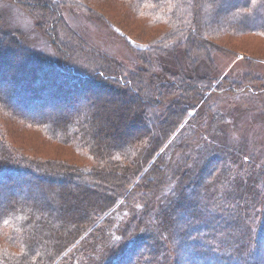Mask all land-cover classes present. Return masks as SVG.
<instances>
[{
	"label": "trees",
	"instance_id": "16d2710c",
	"mask_svg": "<svg viewBox=\"0 0 264 264\" xmlns=\"http://www.w3.org/2000/svg\"><path fill=\"white\" fill-rule=\"evenodd\" d=\"M55 1L21 2L39 16L38 30L49 31L67 52L84 55L85 42L58 14L68 4L88 13L93 9L85 5L87 0H58V5ZM114 1L126 5L124 0ZM132 1L136 9L153 18V23L148 19L150 28L164 24L173 30L168 40L151 41L153 54L137 51L141 63L160 71L128 72L124 80H120L127 73L124 66L114 64L99 50L97 71L82 74L68 63L58 65L35 54L20 33L7 35L0 27V264H135L132 259L142 250L145 254L136 264H183L182 258L184 264H264V225L260 229L264 224V163L259 164L255 151L244 141L219 137L228 134V123L223 121L227 116L219 104L218 113L214 110L201 127L197 143L194 134L178 135L185 132L190 112L213 90L215 80L210 73L187 74L175 55L184 46L191 72L201 59L213 61L218 51L210 47V38L215 35L264 32V0ZM59 25L66 31L64 38ZM127 34L123 37L130 43L132 36ZM165 55L177 59L176 70L164 66ZM234 78L219 89H240L241 82ZM82 86L98 93L90 103L81 98ZM129 89L137 91L139 98ZM176 92L177 99L173 98ZM157 97L168 100L164 108ZM59 102L69 104L58 107ZM47 105L53 109L49 114ZM57 109L63 110L56 114ZM129 110L134 131L123 132L120 127ZM131 117L144 125L135 124ZM30 131L50 142L73 146L78 153L86 151L94 165L88 168L68 159L53 162L32 157L15 143L16 134ZM194 163L199 169L191 168ZM171 173L177 181L185 174L193 182L179 193L172 189L165 202L156 204L159 196L173 188ZM217 175L226 193L210 191ZM138 197L144 204L134 209ZM122 199L135 200L131 222L122 227L123 236L145 228L153 218L152 229L148 227L151 240L145 236L129 240L127 253L116 251L107 236L114 231L109 216L118 211ZM182 222L181 229L176 227ZM204 229L212 230L204 234ZM216 230L220 233L215 235ZM175 238L184 239L188 252L170 249ZM100 246H105L103 252ZM110 252L117 257L106 260Z\"/></svg>",
	"mask_w": 264,
	"mask_h": 264
},
{
	"label": "rangeland",
	"instance_id": "374dc122",
	"mask_svg": "<svg viewBox=\"0 0 264 264\" xmlns=\"http://www.w3.org/2000/svg\"><path fill=\"white\" fill-rule=\"evenodd\" d=\"M21 1L23 0H0V27L3 28L2 32H5L7 35H10L13 32L20 33L19 35L25 46H27L35 54H42L39 56L44 59L50 60L55 64L59 63L58 65L68 63L71 65V68L75 67L79 71H83L82 74H94L97 71L96 66L94 65L98 63L97 58L99 56L96 51L99 50L102 55L108 57L114 64L124 66L127 73H125V75L123 74L120 80H124L130 72L140 73V71L143 70L149 72L160 71L152 69V66L150 65L141 63L138 60L137 51H145L147 54H153L154 50L151 49L150 46L154 43H151V41L153 39H155L154 41H159L163 37L168 40V33L172 32L173 29L171 26L164 24H156L154 28L153 26L150 28L148 23L149 20L153 23V18L147 15V13H143L142 11L144 10H139L140 8L136 9L137 6L134 5L132 0H124L126 5L115 2L114 0H87L85 5H88V8L93 9V12L89 13L86 12L88 10L81 9L71 4L61 6L62 15L58 14V16L63 18V22L68 29L74 32L77 37L85 42V49L83 48L84 55L78 52H74V54L67 52V50L59 44L60 41L55 39L49 31L45 34L44 32L38 30L36 25L40 21L39 16L36 17L34 14L35 12H31L32 6L24 5ZM55 2L57 5L60 3L58 0ZM80 2L84 3V0H80ZM148 6L149 4H146L144 7ZM142 8L143 7H141V9ZM91 13H94L96 16H93ZM110 23L115 25L116 30L112 28ZM57 29L61 38H64V33H66V31L63 26L59 25ZM125 32L132 36V41L130 43L123 37V34H126ZM210 44V47L218 51L213 53V61L209 62L208 59L203 58L201 59L202 62L200 65L192 66L191 72L188 69V60L186 58L187 53L184 46L178 49V54H175L178 55V57L176 56L179 61L178 65L182 67L187 74L190 75L197 72L200 75H205L210 73L212 79L215 80L213 90H209L206 97L199 103L197 108L190 112L186 121L187 123L190 120V123L188 122L189 125L186 127L185 132L183 133L184 129L181 130V128L185 126L186 123H184V125L177 131V134L180 130L181 132L178 135L181 137H190L191 134H194L193 141L194 143H197L202 131L201 129H203V126L209 122L214 110L217 112L215 107L219 104L218 108L221 106L220 111L222 114L227 116V118H224L223 121L228 123V127L225 128L228 132L227 136L221 133L219 134V137L225 138L228 141L229 137L244 141L249 145L250 149L255 151L256 154L254 156L255 158L260 159L259 164L264 163V32H249L243 35L224 32V35H215L210 38ZM174 48L175 47L169 49H171V52H174L172 51ZM72 50L73 49H70L71 52ZM235 52L237 53L233 55L232 53ZM177 59L174 55H165L164 66L166 68H170L171 70H176L174 65ZM72 63H74L73 66ZM225 74H228V76ZM234 75L241 82L242 86L240 89H233L232 92H226L225 90L219 89L220 85L224 81L228 82L230 80L228 84H232L235 81ZM104 78H106V76H104ZM81 89L83 91L81 98H83L85 103L87 101V103H90L94 100V98H96L97 92H95V90H90V88L87 90L86 86H82ZM128 91L132 92L134 97L139 98V93H137V91L131 89ZM174 95L175 96L173 98L177 99L178 92ZM157 99L161 102V107L164 108L166 101L168 100L162 97H157L155 100L157 101ZM68 104L69 103L66 102L57 103L58 107H63ZM45 109L48 114L50 111H53L50 106ZM63 109H57L58 111L56 110L55 113L59 114ZM129 111L128 116L124 121V126L122 127L120 125L121 131L123 132L132 129V127H130L131 120L129 119L131 110ZM132 118L133 117H131V119ZM133 119L134 121H137L135 124H138L139 126L144 125V123H139L140 119ZM133 131L134 130H131V132ZM177 134L175 136H177ZM15 137V143L19 148L23 147L22 149L25 153L31 155L32 157H37L40 160L60 162L61 160L68 159L66 161L74 165H87L88 168H91V166L94 165L93 160L89 157V155H87L86 151L78 153L73 146L66 147L56 142H50L41 134L39 135L38 133L30 131L24 133L23 136L16 134ZM247 153L250 155L251 151L248 150ZM199 166L200 165L197 163H194L191 168L194 167L199 169ZM255 166L257 169L259 165L256 164ZM172 174L174 173L170 174L173 188L171 187L168 191H165V196H159L156 204L161 201L165 202V200L170 197L171 193H174V190L171 192L172 189L175 188L177 193H179L181 187H185L193 182L192 178H186L187 176H185V174L180 177L177 176V178L179 177L177 181L172 178ZM170 177H168L169 180ZM183 177L184 180L180 181ZM167 185H169V183ZM210 185V191L218 190L226 193L225 188L221 186V182L218 180V175L213 178ZM195 190H197V187ZM140 199L141 198L139 197L137 198L138 201L136 202L139 203H136L134 209L140 208L139 205L143 206L144 203L141 201L142 199ZM134 202V199L131 201L129 199H122L117 206L120 207L118 211L109 216V224L114 231L109 232L107 236L113 240L112 244L115 250L117 251L120 249V253H127V246L130 242L129 240L135 238L140 239L142 236L151 240V233L148 231V227H150V224H153V218L149 219L150 223L145 221L147 225L145 224L144 226L145 228H148L147 230L141 226L131 235L126 237L123 236L122 227L125 223L128 222L129 224L131 222V211H133L131 209ZM156 204L154 209L156 208L157 210ZM216 207H218V205L214 208ZM262 212L264 211L262 210ZM143 214L144 212L141 215ZM248 215L252 216L253 212L249 210ZM193 224L195 225V223ZM200 224L202 223L200 222ZM263 225L264 224L261 225L260 229H262ZM176 227L181 229L183 227V222L180 223V225L177 224ZM211 230L204 229L202 230V233L205 234ZM121 232L122 235L120 234ZM261 232L262 231L260 230L259 233ZM218 233H220V231L216 230L215 235ZM173 234H175V232H173ZM167 237L165 238L166 243L168 240ZM183 240L181 239L180 241H176L175 238V241H172L171 244L169 243L170 249L178 252V254L182 253L179 252L180 248L184 249L183 253L188 252L189 247L183 242ZM262 247L264 249V243H262ZM99 248L100 252H103L105 246H100ZM115 252L108 253L106 257L107 259H105H115L117 257ZM144 254V250L140 251L138 254L139 256L132 259V261L134 260L132 263H138L140 257ZM172 256L173 259L176 257L174 253ZM127 257H130L131 259L133 256ZM122 258L124 259V257ZM182 259L184 264V258ZM95 261H99L98 256L95 258ZM238 262L239 260L236 259V263ZM129 263L131 264V262Z\"/></svg>",
	"mask_w": 264,
	"mask_h": 264
}]
</instances>
